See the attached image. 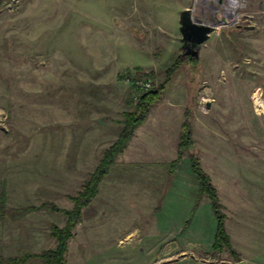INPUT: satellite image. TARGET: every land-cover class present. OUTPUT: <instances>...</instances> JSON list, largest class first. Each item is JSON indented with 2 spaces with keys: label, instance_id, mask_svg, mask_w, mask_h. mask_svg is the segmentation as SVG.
I'll use <instances>...</instances> for the list:
<instances>
[{
  "label": "rangeland",
  "instance_id": "obj_1",
  "mask_svg": "<svg viewBox=\"0 0 264 264\" xmlns=\"http://www.w3.org/2000/svg\"><path fill=\"white\" fill-rule=\"evenodd\" d=\"M185 9L215 27L196 58L180 42ZM177 58L182 64L153 105L171 101L183 112L175 158L159 166L117 158L82 210L66 264H264V90L247 95V84L225 81L234 67L241 84L264 78V0H0V259L56 246L50 227H63L65 216L21 210L48 203L71 210L68 198L117 139L129 102L146 91L131 79L156 89ZM244 64H254V74L245 75ZM184 124L191 143L171 174ZM105 128L114 139L110 131L100 141ZM226 142L259 161L245 166L252 181L239 180L234 194L214 159ZM191 156L210 180L215 170L237 257L211 248L215 218L207 198L196 203Z\"/></svg>",
  "mask_w": 264,
  "mask_h": 264
},
{
  "label": "trees",
  "instance_id": "obj_2",
  "mask_svg": "<svg viewBox=\"0 0 264 264\" xmlns=\"http://www.w3.org/2000/svg\"><path fill=\"white\" fill-rule=\"evenodd\" d=\"M182 60L177 58L174 64L166 69L165 80L156 88L147 90L139 94L135 104L131 100L129 103L132 107L130 112L123 114L122 128L120 129L117 139L102 153V157L98 162L94 172L90 174L89 179L83 184L80 191L75 196L68 199L72 202L71 210H59L54 204H41L39 207L31 206L21 210L22 212H35L46 209L50 212H61L65 216V224L63 227L52 225L50 227V236L56 242V246L52 249L41 251L39 254L25 253L21 256L13 258L0 259V264H26L30 260H38L41 264H66L65 255L69 239L72 238V231L76 224L81 221L82 210L86 208L91 200L98 193V185L108 174L110 167L115 163L118 156L126 149L133 133L147 118L151 107L160 99L162 91L170 82V79L182 64ZM153 75L152 73H150ZM178 145L177 159L170 164V172L174 173L178 159L181 158L183 152L190 146V130L187 124L182 125L180 132V140ZM190 171L195 177L198 192L196 203L202 198H207L210 209L215 218V231L211 248L213 251H222L227 248L232 255L236 256L232 249L229 237L225 229V215L222 212V206L219 203L217 193L213 187L208 175L200 168L198 161L194 157H190ZM3 208V206H1Z\"/></svg>",
  "mask_w": 264,
  "mask_h": 264
},
{
  "label": "crops",
  "instance_id": "obj_3",
  "mask_svg": "<svg viewBox=\"0 0 264 264\" xmlns=\"http://www.w3.org/2000/svg\"><path fill=\"white\" fill-rule=\"evenodd\" d=\"M256 55L260 58L261 52H257ZM244 65H246L245 70H247V72L244 73L245 75L246 73L254 74L253 72H251L252 71L251 69L254 68L253 67L254 64H244ZM258 65L259 68H261L260 66L264 64H258ZM229 69H228V76L225 80L226 82H228L227 83L228 86L230 84V81L233 83L235 87L241 85L244 86L245 84H247V90H248L247 95H250L253 90L256 91L260 90L261 92L264 90V78L259 73H256L257 78L256 76L250 75V77L245 78V80L241 84L239 83V80H236L233 76L235 72L234 70H236L235 67L234 69L232 68L233 70H231L230 72ZM251 80L253 82H251ZM217 81H219V79H217ZM218 83L219 82L213 83L214 86L217 85V89L219 88ZM228 86L225 89V92H228L229 94L231 88H229ZM219 89H221V91H224L223 88H219ZM252 113L254 112L252 111ZM253 115L254 117H258L256 116V114ZM234 117L242 118V116L239 113L238 114L234 113L233 118ZM241 120H243V118ZM182 121H183V112L179 110V104H176L175 102L173 103L171 101H166L165 105L162 106V108L155 109L153 106L150 109L149 114L146 120L144 121V123L134 131V134L130 142L128 143L124 152L118 157L117 161L119 160L120 162L122 161L123 163L130 165L145 164V165L159 166V165L169 164V162H171L176 156L177 138ZM233 129L238 130L239 125H236V128L235 127L232 128L230 127V125H228V132L230 130L234 131ZM110 131H111L110 137L113 138L112 135L113 130H111L110 128L109 129L105 128L100 132L101 136H99V139H101L102 137L100 141H102L107 134H110ZM80 138L81 137L79 136V139ZM113 139L109 142H112ZM100 143H105V142H100ZM236 143L226 142L225 152L222 151L223 153L221 152L220 155L219 151L217 150L214 158L216 160V171L223 173L222 176H225V179L227 181V188L232 192V194L238 191L236 190L235 185L239 180L241 181L243 180V182L246 181L250 182L249 180L252 181V177H251L252 175L251 173H247L248 171L245 168V166L250 163L256 164V161L259 162L257 158L252 159L249 155H246L244 153L240 154L238 152L240 145L238 142ZM243 146L244 147L241 148L245 150L246 146L251 148L252 144L243 145ZM216 148L219 147L216 146ZM222 149H224V147H222ZM222 154L225 155L222 156ZM77 161L78 160H76L75 162ZM241 165L243 167H240ZM214 171L215 170L212 171L211 175L215 174ZM176 175L177 173H175L174 177H176ZM211 175L210 177L213 186L218 191L217 184L213 176Z\"/></svg>",
  "mask_w": 264,
  "mask_h": 264
},
{
  "label": "water",
  "instance_id": "obj_4",
  "mask_svg": "<svg viewBox=\"0 0 264 264\" xmlns=\"http://www.w3.org/2000/svg\"><path fill=\"white\" fill-rule=\"evenodd\" d=\"M179 25L180 42L187 49L191 48L189 53L196 58L198 49L209 38L215 27L194 21L190 9H185L179 13ZM189 53L186 52V54ZM1 130L4 129L2 128Z\"/></svg>",
  "mask_w": 264,
  "mask_h": 264
},
{
  "label": "built area",
  "instance_id": "obj_5",
  "mask_svg": "<svg viewBox=\"0 0 264 264\" xmlns=\"http://www.w3.org/2000/svg\"><path fill=\"white\" fill-rule=\"evenodd\" d=\"M126 81H129V78L126 80ZM131 81L132 82H134V84L136 85H138V84H140V86H137V87H139L138 89H142V88H144V90H152V88H151V83H149V81L148 80H144V81H142L141 79H137V78H135V79H131Z\"/></svg>",
  "mask_w": 264,
  "mask_h": 264
},
{
  "label": "bare ground",
  "instance_id": "obj_6",
  "mask_svg": "<svg viewBox=\"0 0 264 264\" xmlns=\"http://www.w3.org/2000/svg\"><path fill=\"white\" fill-rule=\"evenodd\" d=\"M233 9H234V7L232 9H227V12L225 14H223L222 16H217V17H219L218 20L221 21L222 19H220V18H223V20H224L225 17L229 18L232 15Z\"/></svg>",
  "mask_w": 264,
  "mask_h": 264
}]
</instances>
